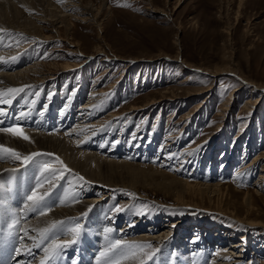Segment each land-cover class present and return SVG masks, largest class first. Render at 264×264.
<instances>
[{
    "label": "rangeland",
    "instance_id": "obj_1",
    "mask_svg": "<svg viewBox=\"0 0 264 264\" xmlns=\"http://www.w3.org/2000/svg\"><path fill=\"white\" fill-rule=\"evenodd\" d=\"M54 1L59 6L65 2ZM152 1L154 6L148 7L144 0H108L101 9L99 30L74 21L71 32L80 45L76 53H70L65 41L42 45L20 32L2 31L0 49H12L14 60L16 55L24 57L18 62L12 58L9 64L14 67L31 61L58 64V75L28 87L29 102L41 93V101L32 105L41 111L36 114L45 116L44 106L56 94V112H64L71 98L77 99L73 113L88 104L89 98H97L99 109L91 114L99 123L92 130L76 132L77 137H95L91 150L142 168L163 170L191 184L219 185L218 194L204 189L207 196L196 192L193 198L186 197V203L177 204L160 189L165 186L160 183L167 180L150 175L145 177L146 188L136 191L139 196L127 189L105 195L100 202L103 225L99 226L113 227L114 240H125L127 232L122 231L135 225V219L137 235L165 229L174 234L163 243L137 241L152 245L145 251L153 253V258L140 254V262L215 264L219 247L237 242L232 254H225L233 260L229 264H264V229L235 220L245 217L264 226V176L259 178L264 158L253 160L264 152V0H245L240 7L238 0ZM93 2L95 6L102 3ZM100 51H105L106 58L100 60ZM177 51L178 58H174ZM67 62L74 68L62 71ZM184 64L201 70L230 69L213 77L192 72ZM188 72L190 77L183 80ZM238 77L247 84L239 87ZM234 87L239 88L224 109ZM206 88L208 92L203 91ZM246 99L257 104L250 123L243 114ZM71 126L72 122L66 127ZM54 166L64 171L59 164ZM66 173L56 184L67 186L76 200L86 198L89 187H81L78 180L71 185L74 174ZM89 192L87 197L102 198L101 189ZM115 207L124 211L116 213ZM141 209L146 215L136 214ZM177 220L186 226L166 225ZM222 233L225 239L217 244L215 239ZM64 238L70 240L71 235Z\"/></svg>",
    "mask_w": 264,
    "mask_h": 264
},
{
    "label": "bare ground",
    "instance_id": "obj_2",
    "mask_svg": "<svg viewBox=\"0 0 264 264\" xmlns=\"http://www.w3.org/2000/svg\"><path fill=\"white\" fill-rule=\"evenodd\" d=\"M64 1V4L62 6H59L57 5V3H55L54 0H0V31L10 34L20 32L21 35L25 36L26 38L32 39L34 43H39L42 45L53 43L57 40L65 41L68 43V46H70V53H76L80 50V45L78 41L73 40L74 36L71 30L73 29V26H75L74 21L94 25L99 30L101 24V9L103 7H106V2L108 0H101L102 3L99 6H95L93 0ZM134 1L142 2L143 0ZM144 1H147L145 2V4H147L148 7L154 6L152 0ZM177 2L180 1L176 0L175 4H177ZM243 4H245V0H238L239 7L243 6ZM158 11H160L161 13H165L162 10ZM10 51L6 49H0V90L25 87V91L19 93L15 97H4L5 99H11V104H0V108H3L6 112L5 116L0 117V146L6 149H12L20 153L21 157L33 152L52 153L54 154V156H58L60 160L63 161L64 165L67 166V168L70 170L67 171V173L70 172L74 174V176L72 175V181H70L72 183L71 185H73L74 181L77 180V176H83L84 180L88 182L85 186L89 187L87 190H85L86 198L76 200L69 193V188L67 186L57 185V181L54 180L53 183L56 184V187L53 188L50 183L46 182L49 179L48 173H45V176L41 177V180L45 182L43 183V186L37 191L38 194H42L45 191H50V195L47 197V204L50 208V211H47L45 215H40L39 212H29L25 210V214L28 215L29 213V216H27L28 218L23 221V229H27L28 231V236H25L23 232L24 243H26L27 249H31V252L36 251V248L33 247V244L38 242L39 239L38 232L33 231L34 229L46 228L56 221L66 222L63 226L66 229L68 227H71L72 223L76 222V220L79 219V223L83 228L82 234L86 235L85 237H89V241L93 243L92 246L94 247V251L98 253L99 250H101L98 247L101 248V246L106 245L107 243L104 239L103 229H100L103 226H99L102 222L100 219L102 218V216H104V210L100 207V202L102 201V199H105V197H107L105 195L116 189H127L139 196L136 191L138 189L146 188L144 184V181L148 180L145 179L146 176L157 175L160 178L167 180L165 183H160L165 185L160 189L165 194H170L177 204H181V202L186 203L188 201L186 197L193 198L194 196H196V192L199 193L200 196H207L204 195L207 193L206 191H204V189L211 193H214L215 191H217L216 194L219 193V191L217 190V187L219 185H203L202 183L191 184L187 180H182L175 177L174 175H169L163 170L142 168L139 167L138 164L126 162L124 160H118L115 158L112 159L106 157L105 155L103 156L100 152L97 153L96 151L91 150L94 147L91 145V142L95 139V137L89 135L86 138H81V136L77 137L78 134L76 132L78 129H83L82 131L84 132L86 130L88 131V129L92 130L94 128V124L98 122L96 120L93 121L94 117L91 114L92 111L99 109L97 107L99 103H96V97L93 99L89 98V103H84L83 105H81V107L79 106V110H76L74 113L71 111V108L72 105L75 104L77 99L71 98L68 102L67 108L64 109V112L57 116V119H55L54 104L58 101L56 94L52 101L44 106L45 109H43V111L46 112L47 110V114H45V116L36 114L32 105L34 101H39V99L41 101V93L32 102H29L28 87L26 86H33V84L36 82L45 80L46 78H51L54 75H58V72H60V69L58 70V68H56L58 64H56L55 62L42 63L31 61V63H25V65L23 64L22 66L14 67L13 64H9L12 58L14 60V57ZM100 54V60L106 58L105 51H100ZM178 55L179 52L177 51V55H175L174 58H178ZM20 56L21 55H16L15 57L17 58L14 61L18 62L20 60H23L24 57ZM106 61L109 60L106 59ZM72 66L73 65L68 62L64 63L62 71L73 69L74 67ZM183 66L190 69L191 71L193 70L192 72H194V70H199L213 77L217 76L222 71H229L228 69H230L227 66H219L215 67L212 70L204 68L203 70H201V67L191 66L189 64H184ZM179 70H181V67L179 68ZM189 74L190 72L186 74V78H184L183 80H187V78L190 77ZM238 80L239 87L247 84L242 78L238 77ZM81 83H84V79L81 80ZM239 87H234L231 89L229 99L224 104V109H227L228 105H230L232 98L231 94L234 93ZM208 89L209 88H206L203 91H207ZM90 100L93 102H91ZM255 101L256 100L253 101V99H246L245 101V104L243 106V114L246 120L245 122L250 123L251 121H253V114H255V106L257 105ZM86 105L88 106L82 108ZM198 105H201V103H199ZM24 108L26 109L24 110ZM134 108L135 106L133 105L130 110ZM21 112L27 113V115L17 120L16 117H18ZM75 113L81 114L79 116H75ZM71 122L72 128H67L66 126ZM9 126L21 127L24 134H26L30 138V140L26 141L22 137L13 136L11 133L3 131V129L8 128ZM53 126L56 129H59V131L52 132L50 128H52ZM49 129L50 131H47ZM79 131L80 130H78V132ZM47 158L51 157H36L34 158L33 162L24 165L21 161H17L11 158L8 153L0 152V179H2L3 177L12 176L14 172L21 171L22 173L25 172L29 176L30 180H32V183L34 182L35 176L36 183V177L39 175V172L38 166L35 161H42ZM256 158H264V152L263 154L254 157L253 160ZM263 176L264 173L263 175L260 174L259 178ZM92 189H101L102 198L87 197L90 194L89 191H92ZM65 192H67V197L64 196ZM208 198L210 199V196H208ZM61 200H64V202L61 203ZM84 213H87V215L83 216L82 214ZM235 220L245 225L255 227L260 226L262 227V229H264V226L251 222L250 220H246L245 217L243 219L236 218ZM133 222H135V225H131L130 227H127L122 231L127 232V238L124 241H127L129 243H136L137 241H148L154 243H156V241H161V243H163L164 241L168 242V236L174 237V234H171V232H169L167 229L159 233H155L154 231L137 235V228L139 229V227L137 225L136 219ZM166 225H169V227L174 225L175 228H177L178 226H180V228H182V226H186L185 222H179L178 220L174 222L168 221ZM152 228H155V226H152ZM114 232L115 230L113 231V233ZM223 234L224 233H222L221 237H219L218 239H215V242H217V244L222 243L223 238L225 239ZM69 235L70 234H66L59 229L57 230V237L59 240H65L64 237H67ZM29 237H33L35 239H30ZM109 239L112 240L110 237ZM47 243L48 241H45L44 244L37 248V253H40V255L44 253L43 247L47 245ZM239 244L240 243L237 242H230L228 244L229 247L226 246L228 247V250H224L227 249L225 245L224 247L219 245L220 252L217 258L219 261L215 264H229L230 262H232L233 260H227L228 257H225V254H232L233 248H235ZM229 250H231L230 253ZM178 252V254H182L180 250ZM238 254H240V252L236 253V255L234 256H238ZM178 257H180V255ZM23 258L24 257H21L20 260L23 261ZM140 258L141 257L137 255L135 258L123 260L121 264H142L143 262H140ZM197 263L200 264V260ZM24 264H26V262ZM92 264H95V256L92 259Z\"/></svg>",
    "mask_w": 264,
    "mask_h": 264
},
{
    "label": "snow or ice",
    "instance_id": "obj_3",
    "mask_svg": "<svg viewBox=\"0 0 264 264\" xmlns=\"http://www.w3.org/2000/svg\"><path fill=\"white\" fill-rule=\"evenodd\" d=\"M31 87V86H26ZM25 91V87L21 88H8L7 90H0V104H11V99H5L4 97L11 96L15 97L19 93ZM42 114V113H41ZM6 115V112L3 108H0V117ZM27 113L21 112L17 120L25 117ZM3 131L11 133L13 136L22 137L24 140L28 141L30 138L24 134L23 129L19 126H9L8 128L3 129ZM0 152H6L9 156L17 161H21L24 165L29 164L34 161L36 157L49 156L54 157L52 162L48 161H35L38 166L39 175L36 177V184L33 188H31L28 194L25 197L26 203L24 205V210L29 212H39L40 215H45L47 211H50V208L47 204V197L50 195V191H45L42 194H38V189L43 186L45 181L41 180V177L45 176V173H48L51 177L46 182L50 183L53 188L56 187V184L53 183L54 180H59L63 178L64 172L70 171L66 165H64L63 161L60 160L58 156H54L52 153H41V152H33L28 155H24L21 157V154L12 150L6 149L0 146ZM59 164L64 171H60L54 165ZM79 182H81L80 186L84 187L88 182L84 180L83 176L76 177ZM3 191L2 186H0V192ZM11 192L9 188L7 190ZM129 196H134V194L129 193ZM64 196L67 197V192L64 193ZM64 200H61L63 203ZM5 204V199L3 196H0V208H3ZM144 207H147L146 205ZM114 212L118 213L124 211V209L120 207H115L113 209ZM137 215H146V213L141 209L136 213ZM86 216L87 213L82 214ZM66 222L64 221H56L53 222L46 228L43 229H34L33 231L38 232V242L33 244V247L39 248L45 241H48L47 245L43 247L44 258L40 261V264H49V262H55L60 258L61 254L64 250H66L70 245L76 244L83 233L82 225L79 222H73L71 227L64 228ZM19 224V218H15L8 225L9 232L7 235L9 237L13 236V232L11 229H14ZM65 232L66 234L71 235L70 240H59L57 237V230ZM24 232L25 236H28L27 229H21ZM113 227H104V239L107 242L106 245L99 250L98 255L95 257V264H121L123 260L129 258H135L137 255L143 254L147 256L149 260L153 258V253L146 252L145 250L151 249L152 245L150 243H129L124 240L115 239L110 240L109 236L113 233ZM30 239H35L33 237H29ZM23 239V238H21ZM17 254H20L19 248L13 249ZM28 254H31V249H28ZM75 264V262H74Z\"/></svg>",
    "mask_w": 264,
    "mask_h": 264
}]
</instances>
